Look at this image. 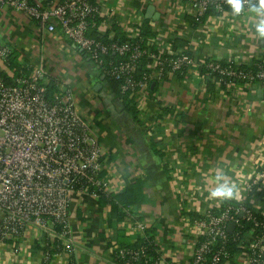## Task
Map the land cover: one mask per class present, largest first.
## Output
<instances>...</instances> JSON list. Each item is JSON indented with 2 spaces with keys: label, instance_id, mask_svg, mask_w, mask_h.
<instances>
[{
  "label": "crops",
  "instance_id": "obj_1",
  "mask_svg": "<svg viewBox=\"0 0 264 264\" xmlns=\"http://www.w3.org/2000/svg\"><path fill=\"white\" fill-rule=\"evenodd\" d=\"M101 4L106 33L116 26L123 37L139 36L148 20L155 33L149 41L159 40V46L168 50L185 48L200 62H248L264 56V37L256 31L264 12L250 9L241 18L216 14L193 27L194 14L187 5L170 0H101ZM110 9L117 15L112 16ZM0 41L12 48L20 64L42 66L46 84L55 82L70 91L104 148L107 177L113 185L143 182L144 202L127 209L128 218L116 226L111 225L110 205L89 196L73 198L78 264H111V253L123 234L135 239L122 231L130 221L145 222L157 231L167 261L190 264L195 239L184 234L181 205L204 212L223 200L209 198L218 170L230 184L249 173L264 134V93L250 86L232 91L198 78L167 79L152 84L146 95H135L137 105L143 103L140 122L125 111L90 57L61 29L44 31L23 13L8 10L0 14ZM155 138L163 142V159L153 148ZM43 240L29 229L20 254L0 243V264H42L38 245Z\"/></svg>",
  "mask_w": 264,
  "mask_h": 264
},
{
  "label": "built area",
  "instance_id": "obj_2",
  "mask_svg": "<svg viewBox=\"0 0 264 264\" xmlns=\"http://www.w3.org/2000/svg\"><path fill=\"white\" fill-rule=\"evenodd\" d=\"M170 1L187 5L198 19L211 8L218 15L241 18L252 5H259V0H241L242 11L235 14L229 0ZM8 10L23 13L44 31L54 33L61 29L88 53L97 69L123 81V91L146 95L152 81L173 79L177 74L205 81L202 70L206 69L209 74H218L219 83L232 91L250 86L264 93L263 55L248 62L238 59L227 63L214 59L200 62L185 48H161L159 40L149 41L153 47L147 50L142 39L121 43L114 39L113 33L110 43L93 38L90 35L93 29L100 35L106 34L103 24L97 23L104 16L101 0H0V14ZM109 12L117 15L116 9ZM111 54L126 59L107 62L105 57ZM12 56V48L0 41V243L20 254L23 237L34 229L44 239L43 246L46 239L59 244L58 248L53 247L55 252H47L42 264H78L71 217L73 198L89 196L99 200L103 195L121 193L125 184L115 186L108 180L104 148L79 112L70 91L57 83L58 93L49 100L42 66L35 68L28 63L21 69L13 68ZM144 56L155 61L157 70L137 80L135 75ZM31 68L32 72L26 73ZM142 104L138 106L140 111ZM257 150L249 173L232 179L238 197L218 201L204 212L192 206L184 208L182 203L184 234L195 239L190 264H232L226 247L229 225L235 224L236 229L242 219L252 222L254 227L242 252L236 256V263L264 264V134ZM247 197L252 198L254 208L245 203ZM233 200L238 205L225 204ZM149 227L145 222L130 221L124 229L136 239L138 234L145 237ZM60 247L62 252L58 250ZM111 255H115L111 264H167L162 249L158 260L147 255L144 248L134 251L118 245Z\"/></svg>",
  "mask_w": 264,
  "mask_h": 264
},
{
  "label": "trees",
  "instance_id": "obj_3",
  "mask_svg": "<svg viewBox=\"0 0 264 264\" xmlns=\"http://www.w3.org/2000/svg\"><path fill=\"white\" fill-rule=\"evenodd\" d=\"M185 1H188V0H185ZM216 14H217L216 11L213 8H211V9H209V11L205 15H203L199 19L197 17H194L193 19H191V23H192L193 27H196V26L201 25L202 23L206 22L209 18H211V16H214ZM101 22H102V18H100L97 21L98 25L101 24ZM111 33L114 34V39L118 40L121 43H124L127 41L132 42V41H136V40L141 41V39H142L144 48L147 50H152L153 45H152V43L150 44L149 38L154 36L155 33H153L148 20H145V24L141 28V33L139 34L138 38L123 37L121 34H119L120 32L116 26H115V28H113V30H111L110 32H108L104 35L98 34L97 30L93 29L90 32V35L93 38L98 39L99 41H102L105 43H110ZM176 49H179V48H176ZM162 52L166 53V50L163 49ZM86 54L88 55V53H86ZM125 59L126 58H119V56L114 55V54H111V55L105 57V60L107 62L113 61L114 63L118 62L119 60H125ZM11 63H12L13 68L21 69L24 67V65H22L18 62V58L16 56H14V54L12 56ZM242 68L248 69V67H242ZM156 70H157V68L155 67V61L153 59H151L150 57L144 56L141 59V62H140L139 68L136 72L137 74L135 75V78L137 80H139L146 75H153L156 72ZM98 71L102 75H104L105 80L108 83L111 91L122 101L124 108H125V111H127L129 114H131L135 120H139L141 122L140 118L143 117V114L141 113V111L137 105L138 102H136L135 92L123 91V89H122L123 81L117 80L115 77H112L110 75H106L102 69H98ZM31 72H32V68L29 71H26V73H31ZM202 74L205 75L206 81H208L210 83V85H213L212 82H215L223 88L227 87V85H225L223 83H219L220 76L218 74H209V71L206 69L202 70ZM187 78L188 77H186V76L183 77L182 75L177 74V75H175V77L173 79L184 80ZM167 79L168 78H165V80H167ZM154 83L158 85L161 82H153L152 81L150 86ZM238 84L241 85L242 83L238 82ZM148 92H149V90H148ZM56 93H58V84L55 82H50L49 84H47V94H46L47 98L49 100H53ZM154 93H155V91L150 92L151 95H153ZM164 111L167 112V110H164ZM153 148L155 149V153L161 159H163L165 156V152L163 150V142L160 140H157L156 138L153 139ZM166 168H167V170H169V173L172 172L171 171L172 169L169 168L168 165ZM262 195H263L262 197H264V190L262 192ZM99 200L103 205H110L111 206V208H112L111 225L116 226L119 222L121 223L128 218L127 209H130V207H132V206L139 207L144 202L143 182L135 181L131 184H128L121 193L116 194V195H112V196H104L103 195ZM251 201H252L251 197H247V199L245 201V203L250 208L253 207V205L251 204ZM225 204H231V205L236 206V205H238V201L233 200V201L226 202ZM225 204H224V206H225ZM220 211L221 210H216L217 213H219ZM255 214L257 215V217L261 218V216L258 214V212L257 213L255 212ZM113 218H115L116 221H112ZM253 227H254V225L252 222L242 219L240 227H237L232 232L229 231V241L226 244V247L228 248V250L231 254L232 264H236V256L242 252V246L247 243V240L249 238L248 234L252 230ZM122 231L126 232V230H123V229H122ZM156 235H157V231L155 229L149 228L145 233V237L138 236L132 242V240L126 239V235L124 233L123 237L121 239V243L118 244V246L120 248H125L128 250H134V251L141 249V248H144V249H146L147 255L153 257L155 260H158V259H160V250L161 249L158 246V243L156 240ZM45 242H46V245H44V246H43V244L38 245V247H39L38 250L40 251L43 258L46 256L47 252H49V251L51 253L55 252L56 250L53 249V247L58 248V245H59L58 242L53 243V242H51L50 239H46ZM58 250H59V252H62L61 247ZM111 257L113 258V257H115V255H111ZM168 263L170 264L172 262L167 261V264Z\"/></svg>",
  "mask_w": 264,
  "mask_h": 264
},
{
  "label": "clouds",
  "instance_id": "obj_4",
  "mask_svg": "<svg viewBox=\"0 0 264 264\" xmlns=\"http://www.w3.org/2000/svg\"><path fill=\"white\" fill-rule=\"evenodd\" d=\"M231 7L235 14H239L242 11L241 0H229ZM251 10L257 13L264 12V0H259V5H252ZM256 31L260 36L264 37V22H261L256 26ZM221 170L217 171L216 175V187L209 193L210 199H228L239 196V191L235 184L228 183L224 176L220 174Z\"/></svg>",
  "mask_w": 264,
  "mask_h": 264
},
{
  "label": "water",
  "instance_id": "obj_5",
  "mask_svg": "<svg viewBox=\"0 0 264 264\" xmlns=\"http://www.w3.org/2000/svg\"><path fill=\"white\" fill-rule=\"evenodd\" d=\"M153 11H154V9L152 8V9H149V12H148V17L149 18H151V16H153L152 14H153ZM235 230V224H230L229 225V231L230 232H232V231H234Z\"/></svg>",
  "mask_w": 264,
  "mask_h": 264
}]
</instances>
